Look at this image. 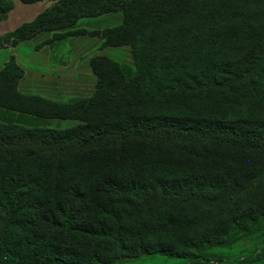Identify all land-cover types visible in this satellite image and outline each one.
<instances>
[{"label": "trees", "instance_id": "16d2710c", "mask_svg": "<svg viewBox=\"0 0 264 264\" xmlns=\"http://www.w3.org/2000/svg\"><path fill=\"white\" fill-rule=\"evenodd\" d=\"M109 12L118 24L76 27ZM43 30L128 46L132 64L93 54L92 92L55 99L4 61L0 264L192 258L264 219V0H52L0 48Z\"/></svg>", "mask_w": 264, "mask_h": 264}, {"label": "crops", "instance_id": "0c3cea01", "mask_svg": "<svg viewBox=\"0 0 264 264\" xmlns=\"http://www.w3.org/2000/svg\"><path fill=\"white\" fill-rule=\"evenodd\" d=\"M13 7L8 11L6 18L0 20V35L8 32L18 26L21 22L31 20L39 11L45 7L40 6L25 19L10 26V16L17 6L13 1ZM34 3V2H33ZM119 12H109L96 17H86L78 20L76 27L84 25L91 29H100L116 25L120 22ZM52 32L43 30L36 33L29 39L20 41L13 47L0 48V68L10 53L14 54L16 62L24 71L23 76L18 82V89L22 92L38 93L50 98H63L68 96L89 95L94 87V75L89 66V58L80 61L83 52L95 49L97 54H103L119 59L123 57L121 53L128 52L131 56L128 46H105L102 47L101 39L91 35L70 36L65 40L67 50L64 62L52 61V50L57 41L50 40ZM83 44V46H81ZM24 48L25 50H23ZM26 60V62H25ZM132 60V57H131ZM27 63V65H26ZM86 74V77L92 81L91 90L88 94H80V71Z\"/></svg>", "mask_w": 264, "mask_h": 264}, {"label": "rangeland", "instance_id": "374dc122", "mask_svg": "<svg viewBox=\"0 0 264 264\" xmlns=\"http://www.w3.org/2000/svg\"><path fill=\"white\" fill-rule=\"evenodd\" d=\"M17 3L10 16V26L16 24L21 19H25L36 8L40 6H48L52 0H42L34 3H23L20 0H13ZM81 20V19H80ZM80 27L88 28L84 25ZM66 38L57 40L52 50V58L57 62H64L66 59ZM83 46V44L81 45ZM25 50L24 48H22ZM97 54V50L92 49L81 54V60L87 59ZM125 60L116 58L122 62L132 64L131 56L128 52L121 53ZM26 62V60H25ZM27 65V63H26ZM81 68L80 71V94H88L92 85V81L86 77V74ZM55 99H65L55 98ZM4 115L3 111H0ZM11 113V112H10ZM12 115L16 116V113ZM76 123L73 119H47L43 124L51 127L65 128ZM196 261V262H195ZM264 264V219L250 222L243 230L234 229L228 234V239L223 246L205 247L195 251V256L192 258L168 257L162 254L142 255L136 258H122L110 264Z\"/></svg>", "mask_w": 264, "mask_h": 264}]
</instances>
